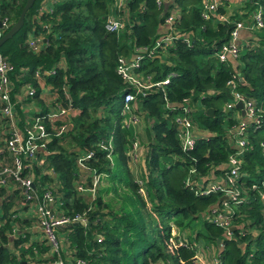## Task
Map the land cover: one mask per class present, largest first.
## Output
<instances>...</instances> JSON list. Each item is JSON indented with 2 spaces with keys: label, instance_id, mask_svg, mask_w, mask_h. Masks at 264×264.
<instances>
[{
  "label": "trees",
  "instance_id": "16d2710c",
  "mask_svg": "<svg viewBox=\"0 0 264 264\" xmlns=\"http://www.w3.org/2000/svg\"><path fill=\"white\" fill-rule=\"evenodd\" d=\"M43 1L34 2L23 27L0 47V55L13 67V103V93L25 86L35 93L26 96L24 103H40L43 80L51 86L52 96L56 95L51 109L77 112L61 136L50 129L45 152L40 151L30 172H25L40 196L45 189L51 191L58 213L87 219L85 226L70 225L58 232L73 259L86 264H194L193 242L189 236L182 240L180 231L201 218L202 235L209 243L206 247L210 250L216 245L220 264H264V201L260 197L264 194V128L250 125L246 130L236 201L222 200V193L200 197L184 183L192 168L197 171L193 181L198 176L224 178L228 157L235 151L229 143V130L239 123L231 119L224 123L226 114L236 110L225 109L232 101L228 81L237 78V91L264 117V0H245L231 12V3L220 1L207 20L202 17L204 0H169L160 7L156 0H126L125 28L119 33L104 29L115 0H47L51 13L40 15ZM25 2L0 0V22L5 20L11 27ZM257 12L262 14L263 27L252 32L247 45L239 46L237 59L219 62L217 54L236 24L252 19ZM173 13L175 20L168 30L165 20ZM218 16H226V20L219 21ZM167 34L174 37L172 43L145 59L141 70L155 82L170 74L173 77L168 85L138 98L136 108L132 105V111L144 118L142 131L126 130L122 127L123 95L129 91L116 73L118 58L132 55L135 48L151 47ZM29 35L43 37L42 50L29 48ZM186 100L195 127L205 136H198L194 149L184 153L174 120L182 116L181 105ZM20 106L14 107L15 117L17 127L24 131L30 115ZM208 109L214 110L213 117L206 114ZM48 113L45 107L31 119ZM1 124L5 126L0 137L3 148V140L9 136L0 116ZM140 133L145 134V153L138 176L144 182L146 198L138 192L127 156ZM102 142L106 149L100 148ZM88 152L93 157L84 162L81 173L78 160ZM5 157L9 162L3 151L0 158ZM97 176L93 199L88 192L77 190L78 185L91 188ZM25 202L21 190L0 187V264H22L27 258L33 264L48 262L40 259L49 248L35 231V220L26 215L30 209ZM224 204L230 225L236 228L230 239L224 229L206 218L211 208ZM13 229L18 237L11 236ZM98 237H102L100 243ZM177 241L187 242L188 248L173 246ZM210 253L212 259V250Z\"/></svg>",
  "mask_w": 264,
  "mask_h": 264
},
{
  "label": "built area",
  "instance_id": "2783aa9c",
  "mask_svg": "<svg viewBox=\"0 0 264 264\" xmlns=\"http://www.w3.org/2000/svg\"><path fill=\"white\" fill-rule=\"evenodd\" d=\"M126 0H115L114 6L107 17L104 25V29L109 33H119L125 28V21L120 17V12L125 8ZM220 1L231 2V0H204V10L202 12V17L208 19L211 14H214ZM43 1L38 9V14L42 15L50 14V1ZM164 3V0H156V4L160 7ZM125 12V9L123 10ZM175 14H171L165 20V27L171 30V27L175 20ZM125 19V18H124ZM219 21H225L226 16H218ZM252 23H254L253 28L259 29L263 27L262 24V14L260 12L254 13L252 18ZM43 27L48 31L49 26L42 24ZM243 23H237L235 28L230 34L229 41L224 44L217 54L219 62L225 63L229 58L237 59L239 55V33L243 29ZM8 23L4 20L0 22V36L7 29H9ZM174 37L167 34L163 38H159L151 47L135 48L134 53L128 57H119L118 65L116 67V73L121 78L124 86L129 92L123 95V116L125 117L122 127L126 130L134 129L139 132L143 129V120L141 114L132 111V105L135 106L137 99L140 97H145L149 93L155 91V89H160L163 86L169 84L170 78L173 74L168 75L164 80L155 82L153 81L152 75H146L141 70L142 62L145 59H149L155 56L159 49H164L166 46L170 45ZM43 37L30 38L28 41L29 48L34 52H39L44 46ZM13 72V67L10 63L0 55V116L7 123L8 127V139L3 140V148L0 150V154L6 151L10 157L9 162H3L0 164V187H8L11 189L21 190L22 194L25 196L26 202L29 209L32 211L31 216L35 220V231L40 232L41 238L45 240L47 247L49 248L48 253L40 257L41 261H47L46 263L39 264H86L84 261L75 260L72 257L71 251H68L64 247L62 238L58 235L61 228L73 224H81L85 226L87 219L82 216L76 217H66L57 212L56 204L54 203V196L49 189H45L40 196L35 189L32 177H30L26 171L31 170L30 165L36 163L37 154L40 151L46 149L50 138V129L55 132L56 137L61 136L64 132L68 131L70 119L73 118L75 111L70 109H65L58 107L54 110V113H48L45 116L37 117L33 123L25 125L24 131H20L17 127V120L15 117L14 103L12 102V85L10 81V75ZM47 73L48 75L51 74ZM36 78H39V72L35 73ZM229 88V93L231 95L232 101L225 107L226 110L231 108L236 109V104L238 101L242 102L244 116L241 117L240 111L237 110L239 117V123L229 130V143L232 148H234V153L228 157V161L225 165L226 173L224 178L222 176L213 177V175L204 178L198 176V181H193L192 178L197 176V171L192 168L185 180L186 187L190 189H195V193L200 197H205L211 194L219 193L223 194L222 200L231 199L233 201L237 200L238 192L235 190V185L237 178L239 176V170L242 165V157L246 150L247 135L246 130L250 125L255 128H264V117L258 115L253 103L251 101H246L244 97L237 91V78L233 77L227 83ZM53 91V90H52ZM35 90L31 87L27 90L26 96H33ZM210 94V93H209ZM56 95L53 96V100ZM189 102L186 100L183 105H181L182 116L175 117V124L177 127V139L181 146V151L186 153L194 149L196 145V140L199 134V130L195 127L191 117H190V106ZM167 108H170L166 105ZM136 108V106H135ZM205 136V135H201ZM109 149L111 148L108 146ZM264 153V144H261ZM100 148L106 149L103 142L100 143ZM142 156V150L140 142L137 139L132 140L129 149L127 151V156L130 159V169L133 172L135 183L138 186V192L146 198V192L143 180L135 173L134 167L138 164V160ZM93 153L88 152L81 155L78 160V169L81 173L85 171L84 162L91 159ZM110 157V156H108ZM4 159V158H3ZM205 181H208L206 185H203ZM99 182V176L95 177L92 187L89 189H84L82 185H78L77 190L81 193L88 192L90 197L93 199L94 191ZM264 187V180L262 182ZM252 189H256V185H252ZM261 199L264 201V194L260 193ZM148 200V198H147ZM242 201H238L241 203ZM228 206L223 205L219 208L218 205L211 208L206 214V218L209 222H212L216 226L225 230V235L230 239L231 225L228 213ZM175 235V232H172ZM12 237H18V232L16 229L12 231ZM102 237L97 238V242L100 243ZM173 246H180L188 248L187 242L177 241L172 244ZM192 250L195 251V263L194 264H220L216 256V248L211 247L212 259L207 260L205 258L202 260L198 255L205 256V253H210L209 248L205 247L202 249H196L195 245L190 246ZM218 249H222V244L218 243ZM211 254V253H210ZM22 264H33L28 261H23Z\"/></svg>",
  "mask_w": 264,
  "mask_h": 264
},
{
  "label": "crops",
  "instance_id": "0c3cea01",
  "mask_svg": "<svg viewBox=\"0 0 264 264\" xmlns=\"http://www.w3.org/2000/svg\"><path fill=\"white\" fill-rule=\"evenodd\" d=\"M169 0H164V2H168ZM245 2V0H231V7L228 9V12H231L234 9L237 8H241L242 4ZM249 22V23H248ZM243 23L244 27L243 29H241L240 33H239V40L238 42L240 43V45H247V43H249V40L252 38V32H254V28H253V23H252V19L251 17L249 18L248 21H243L241 22ZM230 60V59H229ZM28 88H30V86H25V87H21L19 89V91H17L16 93H13V98L15 99V106L20 104V109L23 111V113H25L26 115H30V117H26V121L25 124H29V123H33L31 116L34 114H39L40 110H42L43 108H48L49 109V113H54V110L50 108V101H53V96H52V88L50 85L45 84L44 81H40L39 84V89H40V95H39V102L37 103L35 101L32 103H24V99L27 95V90ZM77 115V112H75L73 114V116ZM5 133V126L4 124L0 125V137L2 139V135H4ZM199 134L202 135L204 133H202L201 131H199ZM1 150V148H0ZM7 158L5 157L0 158V164H2L3 162H6ZM38 236L41 238V234L40 232H37ZM37 237V236H36ZM35 237V238H36ZM39 237H37L36 239H39Z\"/></svg>",
  "mask_w": 264,
  "mask_h": 264
},
{
  "label": "rangeland",
  "instance_id": "374dc122",
  "mask_svg": "<svg viewBox=\"0 0 264 264\" xmlns=\"http://www.w3.org/2000/svg\"><path fill=\"white\" fill-rule=\"evenodd\" d=\"M123 11V10H122ZM121 11V12H122ZM120 12V13H121ZM120 17L125 21L126 19V13H123L122 15H120ZM125 18V19H124ZM29 38L31 37L30 35L28 36ZM28 38V39H29ZM51 103V101H50ZM228 119H231V120H234L235 122H238L239 121V117H238V114H237V111L234 110L229 113L226 114V117L224 118V123L225 121H227ZM145 134L144 133H140V135L138 136V140L140 141V145H141V150H142V156L140 155V158L138 160V164L134 167V171L135 173L138 175L139 173V170H140V167L143 165V168H144V163H143V160H144V153H145ZM0 147H1V139H0ZM29 214L32 215V211L29 210ZM202 224H203V219H198L197 221H193L191 222V224L187 225L184 227V231H180L181 234L183 235V239L182 240H186L188 239V236H189V239L191 242H193L192 244L195 245V248L196 249H202V248H205L209 243H208V240L204 237V235H202ZM174 232H176V230H174ZM199 234L198 238L195 239L194 237ZM216 247V245H215ZM202 260H204L205 258H207V260H211V254L210 253H205V256H201V255H198Z\"/></svg>",
  "mask_w": 264,
  "mask_h": 264
},
{
  "label": "water",
  "instance_id": "95a60500",
  "mask_svg": "<svg viewBox=\"0 0 264 264\" xmlns=\"http://www.w3.org/2000/svg\"><path fill=\"white\" fill-rule=\"evenodd\" d=\"M36 0H26L21 13L19 15V18L17 19V21L10 27V29L0 38V47L7 41L10 40L24 25V20H25V16L27 14V12L31 9V7L33 6L34 2ZM242 82V80L240 81ZM135 106H137V103H135ZM236 109L240 111V115L241 117L244 116V110H243V105L241 101H238V103L236 104ZM228 111V110H226ZM206 114L210 117H213L214 114V110L213 109H208L206 111ZM78 224H74L72 225L73 227H75ZM81 225V224H79ZM236 228H231V231H234ZM0 251H1V247H0Z\"/></svg>",
  "mask_w": 264,
  "mask_h": 264
}]
</instances>
